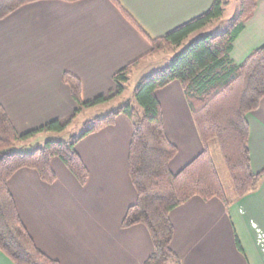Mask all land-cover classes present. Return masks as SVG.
Here are the masks:
<instances>
[{
    "label": "crops",
    "instance_id": "crops-1",
    "mask_svg": "<svg viewBox=\"0 0 264 264\" xmlns=\"http://www.w3.org/2000/svg\"><path fill=\"white\" fill-rule=\"evenodd\" d=\"M223 1L226 8L232 0ZM213 2L46 0L25 5L0 21V106L19 135L67 119L77 104L63 82L65 73L79 79L83 102L113 92L114 74L136 60L141 59L131 78L140 71L142 77L149 76L146 69L154 60L165 54L171 59L169 52L147 56L149 39L161 38L202 15ZM208 26L202 30L204 35L228 29L219 25L217 32H207ZM262 45L264 0H259L233 43L230 60L240 65ZM156 96L166 134L178 148L170 163V171L177 174L201 153L203 145L181 84L174 82ZM247 122L251 167L257 174L264 171V99ZM132 129V122L119 116L113 126L77 144L89 172L85 186L57 158L51 162L57 177L54 184L44 183L29 169L10 179L21 220L49 258L60 264H145L151 257L154 248L147 228L122 227L137 201L128 171ZM34 144L35 139L25 147L29 150ZM216 169L221 182L227 183L222 182L231 204L226 207L218 199L195 197L175 209L170 215L175 230L172 250L181 264H264L259 242L264 235V178L255 191L235 199L226 170L223 176ZM0 264L13 263L0 251Z\"/></svg>",
    "mask_w": 264,
    "mask_h": 264
},
{
    "label": "trees",
    "instance_id": "trees-1",
    "mask_svg": "<svg viewBox=\"0 0 264 264\" xmlns=\"http://www.w3.org/2000/svg\"><path fill=\"white\" fill-rule=\"evenodd\" d=\"M46 0H0V21L19 8ZM69 3L81 0H59ZM259 0H241L238 14L230 27L221 33L195 39L174 56L168 66L142 77L134 90V100L106 116L87 121L81 136L70 141L46 140L32 150L26 143L43 133H63L84 109L94 108L121 95L141 59L113 76V92L83 102L79 79L65 73L67 84L77 104L75 112L64 120L53 121L39 129L19 135L6 111L0 106V251L13 264H60L46 256L35 244L24 226L9 189L10 179L20 170H34L46 184H54L56 174L53 159L61 160L81 186L89 180V172L76 151L86 137L113 126L119 116L132 122L128 171L136 189L137 201L122 222L128 229L137 225L147 228L153 242V253L145 264H181L171 248L175 230L171 213L198 197L204 201L220 200L231 204L214 164L210 146L219 149L233 196L241 199L255 191L264 178V171L254 173L249 151L247 116L258 110L264 99V45L254 50L246 60L235 65L230 60L233 43L245 23L254 15ZM226 3L214 0L209 10L175 28L161 38L150 40L147 56L171 52L195 32L222 18ZM125 18L141 33L136 22L121 8ZM144 58V57H143ZM174 82L183 88L200 141L201 153L180 172L173 174L170 163L178 148L168 138L162 106L156 93Z\"/></svg>",
    "mask_w": 264,
    "mask_h": 264
},
{
    "label": "rangeland",
    "instance_id": "rangeland-1",
    "mask_svg": "<svg viewBox=\"0 0 264 264\" xmlns=\"http://www.w3.org/2000/svg\"><path fill=\"white\" fill-rule=\"evenodd\" d=\"M240 2H241L240 0H232L230 5H228L225 8V11H224L222 18L212 22V24H210L211 26H208V29L206 28L207 29L206 31L215 33V32H217L215 27H218L219 25H223L225 29L229 28L230 25L232 24V22L234 21V19L236 18L237 14H238V11L240 8ZM213 23H216V24H213ZM211 29H214L215 31H211ZM203 35H204V33L202 32V30L192 34L183 43V45L181 47L169 52L171 55V59L174 56H176L178 53H180L186 46H188V44H190L195 39L202 37ZM166 55L167 54L162 55V56H160V58H157L156 60H154L153 64L146 69V70L150 69V71H147L148 73L150 72L149 75L152 74L153 71L155 72L159 69H163L166 66H168L171 59L167 60ZM143 72L144 71H140L138 73L135 72L136 74H134V76H132L130 82L127 85L126 90L121 95L116 96L114 99L109 100L108 102L101 103L94 108H88V109H84L83 111H81V113L73 120L71 125L63 133H60V134L59 133H57V134L43 133L41 135H38L35 138V144L29 150L36 148V146L43 145L46 140H60V141L68 142L71 140L72 137H78V136L82 135V133L84 132V129H85L84 124L87 121H89L93 118H96V117L102 118V117L106 116L107 114H109L110 112L117 110L120 106L127 103L129 100L135 103L134 90H135L136 86L138 85L142 76H144ZM211 153H212L213 159L215 161V165L218 168V171H220L221 174L224 176V173H225L224 164H223L219 149L216 145L211 146ZM222 182H224L223 184L225 186L227 185V183H225V181H222Z\"/></svg>",
    "mask_w": 264,
    "mask_h": 264
},
{
    "label": "built area",
    "instance_id": "built-area-1",
    "mask_svg": "<svg viewBox=\"0 0 264 264\" xmlns=\"http://www.w3.org/2000/svg\"><path fill=\"white\" fill-rule=\"evenodd\" d=\"M259 242H260V245H261V247H262V251H263V255H264V235L263 234H261L260 236H259ZM264 260V259H263Z\"/></svg>",
    "mask_w": 264,
    "mask_h": 264
},
{
    "label": "bare ground",
    "instance_id": "bare-ground-1",
    "mask_svg": "<svg viewBox=\"0 0 264 264\" xmlns=\"http://www.w3.org/2000/svg\"><path fill=\"white\" fill-rule=\"evenodd\" d=\"M76 229V228H75Z\"/></svg>",
    "mask_w": 264,
    "mask_h": 264
}]
</instances>
